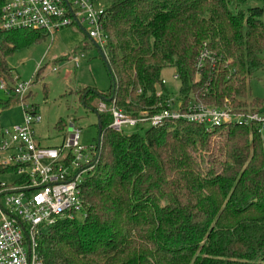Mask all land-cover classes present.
Here are the masks:
<instances>
[{
  "label": "trees",
  "instance_id": "trees-1",
  "mask_svg": "<svg viewBox=\"0 0 264 264\" xmlns=\"http://www.w3.org/2000/svg\"><path fill=\"white\" fill-rule=\"evenodd\" d=\"M102 25L111 82L107 92L82 88L86 108L97 111L103 101L132 117L159 113L173 99L162 79L172 67L177 104L260 112L261 100L246 99L250 79L264 68L263 0H113ZM49 34L0 28V80L13 79L10 56ZM203 50L211 58L199 68ZM98 117L97 161L82 184L86 217L44 229L38 252L45 264H264L258 126L233 122L207 131L166 120L145 135H125L110 128V112ZM66 125L61 119L58 129Z\"/></svg>",
  "mask_w": 264,
  "mask_h": 264
},
{
  "label": "built area",
  "instance_id": "built-area-1",
  "mask_svg": "<svg viewBox=\"0 0 264 264\" xmlns=\"http://www.w3.org/2000/svg\"><path fill=\"white\" fill-rule=\"evenodd\" d=\"M103 10L97 11L93 0H5L0 28L4 31L28 28L49 33L67 26L88 24V36L103 48L106 37L102 25ZM211 54L203 50L199 68ZM84 52L72 54L68 62L75 68ZM56 70V69H54ZM177 79V76H175ZM165 81H163L164 83ZM33 81L16 82L14 93L24 102ZM1 88L9 86L2 81ZM23 122L3 129L0 134V166L9 168L10 181L0 180V264H45L38 252V239L46 227L61 218L84 219L85 202L82 184L97 161L96 145L80 144L81 129L71 126V133L59 146H44L37 139L34 126L42 121L38 108L22 103ZM97 112H110V128L121 132L124 127L145 123L159 126L166 120L203 125L210 131L217 126L240 122L258 126L264 132V114L255 110L236 111L231 105L222 107L191 102L183 106L173 99L159 113L132 117L114 106L101 102Z\"/></svg>",
  "mask_w": 264,
  "mask_h": 264
},
{
  "label": "rangeland",
  "instance_id": "rangeland-1",
  "mask_svg": "<svg viewBox=\"0 0 264 264\" xmlns=\"http://www.w3.org/2000/svg\"><path fill=\"white\" fill-rule=\"evenodd\" d=\"M112 1L93 0V3L96 10L100 11L105 10ZM84 26L86 33L91 30L90 25L84 24ZM84 31L75 26L51 31L41 41L16 51L8 58L13 79L8 82V91L1 88L3 80H0V101L6 103L5 107L0 106V124L3 129L22 123V103L29 106L34 104L42 116V121L34 126L37 141H42V145H61L71 133V124L81 129V145L89 147L97 142V115L94 110L86 108L81 103L80 91L83 87L88 86L107 92L111 81L99 50ZM79 51L84 52L85 57L80 66L75 68L67 60L73 53ZM39 68H43V70L38 81L32 84L31 95L24 102H19L18 98L12 96L15 93L14 86L12 88L11 85L16 82L35 81V75ZM175 74L176 71L172 67L162 71V79L165 80L164 85L172 95L171 98L177 101L180 82L175 80ZM250 89L251 94L246 99L247 102H251L252 98L261 100V106L257 109L260 108V112L264 114V68L252 76ZM94 103L95 105L98 104L97 102ZM11 104L16 106H11ZM61 119H65L67 123L63 130L58 129V123ZM150 127L149 123L139 127H124L121 133L145 135ZM11 177L13 176L1 174L0 180L10 181Z\"/></svg>",
  "mask_w": 264,
  "mask_h": 264
},
{
  "label": "water",
  "instance_id": "water-1",
  "mask_svg": "<svg viewBox=\"0 0 264 264\" xmlns=\"http://www.w3.org/2000/svg\"><path fill=\"white\" fill-rule=\"evenodd\" d=\"M82 30L84 31V29L82 28ZM85 32V31H84ZM85 34L87 35V33L85 32ZM95 47L99 50L100 54H101V57L103 58L104 62L106 63V58H105V55L103 54V51L102 49L100 48V46L97 44V43H94ZM106 67H107V70L109 71V73H111V69L108 65V63H106ZM158 90L160 89L159 87L157 88ZM95 111V110H94ZM96 115H97V118H98V122H97V125H98V141H100L101 139V134H102V127H101V121L99 120V117H98V112L95 111Z\"/></svg>",
  "mask_w": 264,
  "mask_h": 264
},
{
  "label": "crops",
  "instance_id": "crops-1",
  "mask_svg": "<svg viewBox=\"0 0 264 264\" xmlns=\"http://www.w3.org/2000/svg\"><path fill=\"white\" fill-rule=\"evenodd\" d=\"M67 62H68V60H67ZM68 63H70V62H68ZM70 64H72V63H70ZM33 82H34V80H33ZM85 87H88V86H85ZM83 88H84V87H83ZM91 88H93V87H91ZM30 95H31V93H30ZM30 95H29V96H30ZM12 96H13V97H16L14 94H13ZM16 98H17V97H16ZM9 106H10V105H9ZM11 106H14V107H15L16 105H15V104H14V105L11 104ZM14 107H13V108H14ZM97 119H98V118H97ZM22 122H23V120H22ZM97 122H98V120H97ZM37 124H38V123H37ZM35 125H36V124H35ZM34 130H35V127H34ZM35 134H36V131H35ZM36 139H37V137H36ZM39 141H40V140H39ZM39 143L42 145V141H40ZM54 146H58V145H54Z\"/></svg>",
  "mask_w": 264,
  "mask_h": 264
}]
</instances>
